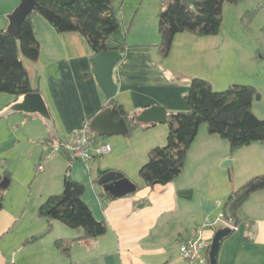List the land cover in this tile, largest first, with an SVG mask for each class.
I'll list each match as a JSON object with an SVG mask.
<instances>
[{
    "label": "crops",
    "instance_id": "1",
    "mask_svg": "<svg viewBox=\"0 0 264 264\" xmlns=\"http://www.w3.org/2000/svg\"><path fill=\"white\" fill-rule=\"evenodd\" d=\"M15 6L12 4L0 17V30L8 26L7 17ZM111 11L118 22V29L112 35L110 46H128L113 71V81L117 85L114 99L127 113L140 114L152 106L162 107L165 113L187 111L189 108L183 97L188 91L190 77L209 81L213 89L229 82L228 79L222 82L225 51L218 48L215 36L178 34L173 39L169 55L161 58L155 49L159 36H156L158 21L153 15L140 13V8L133 12L134 8L127 5L126 0H111ZM32 24L39 42V58L24 65L32 88L37 89L46 103L55 136L49 138L46 126L37 116L19 114L23 119L15 129L31 125L35 128L36 143L33 144L30 138L26 143L36 145L41 158L45 153L44 143L52 146V140L58 133L62 138L57 142L88 125L107 107L108 99L95 82L90 63L91 51L81 36L58 34L45 20L41 22L37 17L32 18ZM37 28L43 30V36L37 33ZM15 100L16 97L7 99L0 111ZM141 129L143 138L136 144L137 149L128 147L121 155H118L120 151L114 146V141L98 136L97 142L111 146L109 155H112L108 164L96 168L98 176L102 171H117L135 182L116 158L130 153L131 167L139 170L146 162L149 150L165 145L167 135L165 123ZM5 142L6 139H0L1 157L20 144V141L18 144ZM226 161H230V165L223 172L222 164ZM2 164L9 166L6 157ZM235 165L242 182L263 174L264 144L253 143L232 153L221 138L208 135L205 127L200 128L187 153L183 172L171 183L142 187L121 198H109L102 189V192L96 191L97 215L82 197L93 216L105 222L107 227L104 235L94 239L75 240L82 233L69 228H66L68 232L58 230V221H52L49 232L44 219H40L43 224L39 218L36 223L31 218L24 222L23 216L31 196L24 198V206L19 209L17 194L7 205L2 192L0 264H200L181 259L180 243L197 237L201 231L210 244L214 233L221 227L216 219L222 212L223 203L239 186L234 183L237 180L232 170H238ZM10 172L4 168L0 176ZM216 176L223 180V185L213 190L216 188L213 184ZM224 181L228 185H224ZM187 190L191 192L189 198L179 195V192ZM57 192L47 193L45 199ZM41 198L33 208L34 212L36 208V213L45 200ZM238 216L240 222L237 227L220 244L216 264H264V190L251 194ZM57 240L70 241L68 254L55 247ZM203 264H209V261Z\"/></svg>",
    "mask_w": 264,
    "mask_h": 264
},
{
    "label": "trees",
    "instance_id": "2",
    "mask_svg": "<svg viewBox=\"0 0 264 264\" xmlns=\"http://www.w3.org/2000/svg\"><path fill=\"white\" fill-rule=\"evenodd\" d=\"M241 0H199L191 10L182 0H163L158 12L159 42L155 46L157 54L166 58L176 35L188 33L198 37H210L219 33L222 21V8L226 3L236 4ZM36 7L20 25L19 39L0 30V93L20 97L38 93L32 88L24 60L37 61L39 42L32 18L40 15L58 34L74 33L81 36L91 51V57L115 50L122 54L128 46L111 47L112 35L118 29V22L111 11V0H35ZM187 111L165 113L167 128L166 143L156 146L147 153L146 162L139 168L141 185L137 189L152 188L171 183L183 172L187 153L202 126L208 135L217 136L235 152L253 143L264 144V119L252 112V103L260 95L248 85L233 84L223 91H215L211 83L199 77L189 78V88L183 97ZM112 108L113 120L122 119L130 134L137 127H150L135 120L138 114H129L116 100H108ZM97 142L99 137L90 134ZM53 142V140H52ZM59 142V141H58ZM69 163L73 160L69 155ZM98 158V157H95ZM67 166L62 179V191L49 195L37 210V217L47 222V232L52 221H58L72 230H81L82 236L75 240L94 239L107 231L105 222L97 220L83 201L85 187L69 175ZM105 171L100 172L99 176ZM5 173L0 176L9 180ZM101 188V187H100ZM264 190V173L254 176L232 191L222 206L225 219H231L235 227L240 222L238 213L243 203L253 193ZM107 196H109L106 193ZM180 196L189 198L191 192L181 191ZM109 198H111L109 196ZM3 207L0 190V210ZM221 229V227H220ZM233 231H231L232 233ZM70 241L57 240L55 247L68 254ZM208 250L205 253L207 260Z\"/></svg>",
    "mask_w": 264,
    "mask_h": 264
},
{
    "label": "rangeland",
    "instance_id": "3",
    "mask_svg": "<svg viewBox=\"0 0 264 264\" xmlns=\"http://www.w3.org/2000/svg\"><path fill=\"white\" fill-rule=\"evenodd\" d=\"M20 1L21 0H0V17L5 11L9 10L12 4H16V8ZM162 1L163 0H126V4L134 8L133 12L140 8V13L143 12L144 14L153 15L157 20ZM33 17H37L41 22L44 20L38 14ZM6 28L4 31H6ZM37 33L43 36L42 29L37 28ZM157 34L156 36L158 37ZM215 37L216 40H218V48H222L225 51L221 73V76L224 78L222 82L227 79L229 82L215 86L214 90L223 91L233 84L254 87L260 95V98L253 101L252 112L257 118L264 119V0H241L236 4H224L222 8L220 30ZM28 62L30 61L24 60V64ZM12 97L14 96L0 93V107H2L7 99ZM21 119H23V117L19 114L0 119V139H6L7 142L5 143L10 142L14 144H18L20 141L16 149L10 150L3 157L0 156V172L3 173L4 168H8L12 171L8 174L9 187L2 191L7 198L6 204L9 205V201L13 195L17 194L18 206L19 209H21L24 206V198L31 196V201L29 206L25 209L23 220L27 223L31 218L35 223L38 222L36 208L35 212L33 208L41 196L45 199L48 195L47 193L57 191L58 194L61 193L62 188H60V185L62 184L63 175L67 166L70 165L69 175L84 185L85 191L83 198L90 203L94 209L95 215H97V202L95 203L94 199L95 192H102V188L97 184L100 176L97 175L96 168L101 166V164H108L112 155H103L87 162L72 160L70 163L66 155L62 154L49 158H44L42 155L40 158L39 148L36 147V145H28L26 143L29 138L33 141V144L36 143L34 136V134H36L35 128L31 125L25 128L22 126L17 131L15 129L17 124L20 125L19 121ZM141 128L142 127L135 128L127 137L111 136L105 137V139L114 141V146L120 151L118 155H121L122 152L127 151L128 147L135 146V148L133 147L134 150L137 149L136 144L140 143L143 138V131ZM201 129H204V126H202ZM26 133L27 135H25ZM43 134L46 135L44 127ZM61 136L62 134L58 133L51 145L57 143V140L62 138ZM44 139H46V137ZM221 140L226 142L227 146H229L227 141ZM43 145L45 147L44 154H46L51 146L47 143ZM133 154L136 153L134 152ZM4 157L9 161V166H4L2 164ZM130 158L131 154L128 153L126 156L117 157L116 160L121 166H124V169H126L125 171H127L136 183H141L138 170L135 166L131 167L129 163L131 161ZM11 162L13 163L11 164ZM39 164L43 168L42 173L37 172ZM234 168L238 169L236 165ZM224 169L227 168H223V172H225ZM232 171H234V176L238 181H234V183H238L237 185L239 186L242 185L244 182H242L243 180L237 173L239 169ZM214 178L216 179L213 181V184L216 188L213 190H216L223 185V180L218 176ZM224 185H228V183L225 182ZM39 222L43 224V220L40 221L39 219ZM58 224L60 225H58L59 227H56V229L69 231L66 229L67 227H64L61 223ZM79 231L82 233L80 229Z\"/></svg>",
    "mask_w": 264,
    "mask_h": 264
},
{
    "label": "water",
    "instance_id": "4",
    "mask_svg": "<svg viewBox=\"0 0 264 264\" xmlns=\"http://www.w3.org/2000/svg\"><path fill=\"white\" fill-rule=\"evenodd\" d=\"M187 3L191 10H194L195 2L199 0H182ZM36 7L35 0H21L18 6L8 15V26L6 32L19 39L20 25L25 18ZM121 60V54L115 50L101 52L91 58L90 63L93 75L98 88L103 92L108 100L113 99L117 93V85L113 81L114 68ZM16 114L26 116H37L47 128L49 138L55 136L54 124L49 114L43 97L39 93H31L17 97L16 100L0 111V119H5ZM135 120L143 125L164 124L165 110L159 106H152L143 110L135 117ZM88 134H95L99 137L127 136L128 130L122 119L113 120L112 108L106 107L99 112L87 125ZM230 161L222 164L223 168H228ZM97 184L112 198H121L134 194L136 185L117 171H108L101 175ZM8 180L0 182V190H5ZM231 234L228 228L217 230L210 242L208 250L209 264H216V257L221 242Z\"/></svg>",
    "mask_w": 264,
    "mask_h": 264
},
{
    "label": "built area",
    "instance_id": "5",
    "mask_svg": "<svg viewBox=\"0 0 264 264\" xmlns=\"http://www.w3.org/2000/svg\"><path fill=\"white\" fill-rule=\"evenodd\" d=\"M87 132V124L83 125L78 131L68 134L63 140L53 144L50 150L43 157H55L59 154H67L73 160L87 162L95 157H101L111 152V146L108 143L95 142L90 139ZM37 172H42V166L39 164ZM216 222L221 228L235 230L231 219H225L220 213ZM209 243L203 238L201 231L197 237L188 238L180 243L179 254L182 260L188 263H205V253L209 250Z\"/></svg>",
    "mask_w": 264,
    "mask_h": 264
}]
</instances>
